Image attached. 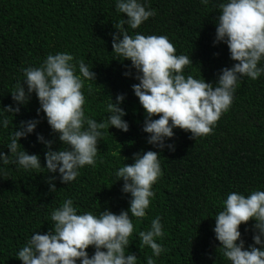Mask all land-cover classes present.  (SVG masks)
<instances>
[{
  "label": "trees",
  "instance_id": "1",
  "mask_svg": "<svg viewBox=\"0 0 264 264\" xmlns=\"http://www.w3.org/2000/svg\"><path fill=\"white\" fill-rule=\"evenodd\" d=\"M117 0H0V151L9 154L10 162L0 160V264H23L18 252L26 246L35 232L47 233L53 228L51 214L66 199L73 201L77 214L99 216L103 210L119 214L128 210L130 193H123V180L116 172L134 162V153L148 150L160 152L158 159L162 175L153 185L146 216L131 217L134 231L125 253L135 254L137 264H231L223 256L216 239L215 216L224 210V201L232 192L248 196L264 191V73L256 80L240 78L230 109L224 113L204 137L190 138L179 128L173 129L174 151H162L147 142L149 133L143 131L145 110L134 94L132 85L136 70L126 68L131 61L116 59L112 49L113 24L126 20V14L116 9ZM155 15L137 29L125 24L130 35H165L176 48V55H186L193 63L186 66L184 75L205 79L215 84L220 70L235 61L223 42L214 43L219 4L227 0H138ZM71 54V63L79 73L83 61L96 73V80L84 79V111L87 118L107 122L108 105L118 94L125 99L120 107L122 117L129 123L124 132L110 126L102 129L98 143L96 166L79 169L76 180L64 184L59 172H47L44 143L52 140L53 150H66L67 144L53 133L40 103L33 93L19 113H8L3 107L16 102L11 92L26 79L23 69L40 67L49 54ZM258 67H264L262 59ZM131 75L125 76L126 71ZM26 88V85H25ZM8 126H3V120ZM159 117H153L157 119ZM39 120L33 133L21 137L18 151L37 154L40 169H23L7 145L21 121ZM87 128V124L84 126ZM56 190L49 191V177ZM131 216V213L129 212ZM160 218L163 237L156 242L165 249L156 257L149 246H141L140 231L151 229L152 220ZM255 221L241 224V239L245 249L254 244ZM261 247L260 245H256ZM89 246V256L94 254ZM77 264H80L78 261Z\"/></svg>",
  "mask_w": 264,
  "mask_h": 264
},
{
  "label": "clouds",
  "instance_id": "2",
  "mask_svg": "<svg viewBox=\"0 0 264 264\" xmlns=\"http://www.w3.org/2000/svg\"><path fill=\"white\" fill-rule=\"evenodd\" d=\"M201 3L207 4L208 0ZM116 9L126 14L127 19L113 24L117 31L111 33L112 49L116 59L131 61L126 68L136 70L135 79L139 83L132 88L145 110L143 131L150 134L147 142L161 151L165 147L175 150L173 144L165 143L174 137L175 128L191 133L193 139L211 135L218 120L230 109L240 78L247 76L256 80L264 73V67H258L264 59V0H227L219 4L214 43H225L235 63L220 70L215 84L191 75L186 78L184 69L193 61L186 55H176V48L167 36L129 34L125 24L137 29L155 15L154 10H146L138 0H117ZM73 59L68 53L49 54L40 67L24 68L26 79L11 92L17 106L3 107L5 112L19 113V105L26 104L35 93L40 103L38 114L43 111L52 132L58 134L62 144L69 146L66 150H53L54 141L37 136L48 149L45 152L47 172L58 171L64 184L76 180L80 168L96 166L98 143L104 135L102 129L114 126L124 132L129 130V123L122 119L126 112L119 106L125 99L124 94H118L116 101L108 105L107 122L98 123L85 116L84 79L96 80V73L80 61V75H77L76 66L71 63ZM124 75H131V71ZM8 123L5 118L3 126L7 127ZM38 123L36 119L21 121L7 145L25 170H38L42 166L37 154L18 151L20 138L33 133ZM160 154L154 150L134 153V162L116 172L117 181L123 180L122 192L131 194L128 210L119 214L103 210L98 217L92 213L77 214L73 201L66 199L51 214L53 228L45 234L35 232L17 258L23 264H77L78 261L80 264H137L135 254L125 253L134 231L131 217L146 216L150 198L155 195L152 187L162 175ZM0 160L8 164L9 154L0 151ZM55 179L53 176L46 181L51 192L56 190L52 182ZM223 203L224 210L215 216L214 227L223 256L231 264H264V191H253L248 196L232 192ZM252 220L255 221L254 244L245 249L239 229L241 224ZM163 235L157 217L152 220L150 230L139 232L141 246H149L159 257L165 249L156 238ZM89 246L95 249L91 256L87 252ZM147 264H155L151 256Z\"/></svg>",
  "mask_w": 264,
  "mask_h": 264
}]
</instances>
